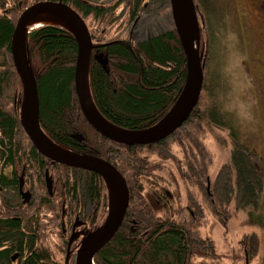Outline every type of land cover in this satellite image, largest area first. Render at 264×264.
<instances>
[{"label": "trees", "instance_id": "trees-1", "mask_svg": "<svg viewBox=\"0 0 264 264\" xmlns=\"http://www.w3.org/2000/svg\"><path fill=\"white\" fill-rule=\"evenodd\" d=\"M45 1L63 2L85 21L92 22L87 25L94 45L89 88L96 108L113 125L136 131L154 126L174 105L186 78L185 56L174 29L143 41L108 38V28L118 22L115 15L118 5L110 14V10L80 0H0V264H11L13 253L19 254L15 264H63L69 241H75L70 244L72 249L82 236L102 225L107 213L102 179L94 173L46 160L33 148L20 124L21 86L10 55L11 36L22 11ZM139 1L125 2L127 22L138 12ZM99 27L106 31H98ZM202 38V47L209 53L217 37L206 30ZM25 49L37 88L42 129L56 143L113 165L125 179L130 204L134 205L132 210L148 212V221L152 222L154 216L144 205L141 193L143 180L153 171L151 159L159 153L156 150L169 153L181 138L185 139L191 150H186L181 162L185 168L181 179L193 186L196 178L201 183L205 178L202 162L207 152L201 137L214 130L227 131L236 143L232 122L217 107L215 90L205 78L196 108L174 134L153 145L114 143L95 132L80 111L74 93L77 43L73 35L56 26H42L26 36ZM95 54L106 59V65L94 59ZM236 160L232 153L233 167L239 173L245 168L247 173L255 174L249 161L245 164ZM5 168H10L9 178L4 175ZM22 168L32 194L26 205L6 199L7 192L16 197L17 176ZM46 170L52 178L51 196L44 184ZM168 210H175V216L168 214ZM168 210L158 216L147 238L134 240L121 226L97 253L95 262L188 264V260L226 258L217 252L213 240L201 236L204 220L190 217L181 206ZM172 218L173 224L168 222Z\"/></svg>", "mask_w": 264, "mask_h": 264}, {"label": "rangeland", "instance_id": "rangeland-1", "mask_svg": "<svg viewBox=\"0 0 264 264\" xmlns=\"http://www.w3.org/2000/svg\"><path fill=\"white\" fill-rule=\"evenodd\" d=\"M80 1L110 10V14L118 5L115 11L118 22L108 28V38L125 40L131 36L136 41H143L173 29L169 0H141L138 12L129 22L125 2L132 0ZM208 1L203 6L209 10L212 30L215 28L219 35L212 42L213 48L204 54L205 82L215 90L217 107L231 120L233 135L237 138V142L233 143L227 131L221 130L201 137L207 152L202 162L203 172L211 184V192L218 194L222 204L221 201L216 203L218 214L215 212L216 206H213L214 212L210 214L202 198L205 194L204 181L201 183L196 178L191 186L181 179L185 170L181 162L189 149L185 145L187 141L182 138L169 153L156 150L159 153L151 159L153 171L150 177L143 180L144 190L141 194L150 202L154 189L160 193L167 190L174 199V208L186 207L187 202L201 207L206 215L201 236L213 240L217 252L226 256L219 264H263L264 229L258 227L261 226L260 222H264V181H253L257 179L253 176L248 177V185L241 181L240 177H243L246 169L240 173L235 170L232 153L239 163L246 164L245 154L238 146L250 147L256 153L264 148V34L252 22L236 15L234 0ZM216 17H220L221 25ZM90 23L86 20L87 25ZM97 30L102 33L106 31L101 27ZM199 34L200 29L197 30L196 41L200 44V52H205L206 47H202L204 43L199 41ZM253 58L259 59L254 61ZM204 96L208 101L207 94L204 93ZM253 162L255 159L251 156L248 163ZM261 163L264 166L263 160ZM191 262L215 264V261L208 260Z\"/></svg>", "mask_w": 264, "mask_h": 264}, {"label": "water", "instance_id": "water-1", "mask_svg": "<svg viewBox=\"0 0 264 264\" xmlns=\"http://www.w3.org/2000/svg\"><path fill=\"white\" fill-rule=\"evenodd\" d=\"M171 16L175 32L185 56L186 78L182 91L173 107L155 126L144 130H126L106 121L97 111L89 90L88 73L90 50L92 48L87 27L82 18L68 5L61 2H39L25 9L19 16L10 42V51L16 73L23 88L22 127L35 149L52 163L80 169L98 175L112 192L116 211L103 230L82 241L76 253L75 264H90L93 256L118 231L129 202V192L122 175L108 162L85 156L67 153L52 144L42 133L39 122V103L36 84L25 55V36L29 31L28 23L33 16L43 12H52L67 22L70 32L77 43V54L74 67V92L87 123L104 138L126 146H146L160 142L172 135L189 117L196 107L203 83L202 64L199 56V44L192 41L186 27V10L189 8L193 19L194 31L197 34V23L192 0H170ZM95 59H100L99 55ZM102 66L106 60H99ZM23 173L19 179V192L24 203L30 199L29 193H23ZM48 193L51 192V180L45 177Z\"/></svg>", "mask_w": 264, "mask_h": 264}, {"label": "flooded vegetation", "instance_id": "flooded-vegetation-1", "mask_svg": "<svg viewBox=\"0 0 264 264\" xmlns=\"http://www.w3.org/2000/svg\"><path fill=\"white\" fill-rule=\"evenodd\" d=\"M206 1L207 0H193L194 6L196 9V13H197V16H196L197 17V23H199V26H201V29H202L201 35H202V32H206V29H207V31L212 32V34L214 36H218L212 30V24L210 22L211 17H210L209 12H208L209 10H207L203 6ZM210 1L211 0H209L208 2H210ZM234 3L236 6V10H237L236 15L242 19H247L250 22H252L258 28V30L261 31L262 34H264V0H234ZM200 8H201V11H199ZM217 21L221 25L220 17L217 18ZM220 29H221V26H220ZM258 59L259 58H257V59L253 58L254 61L255 60L257 61ZM255 69H256V67H255ZM236 142H237V140H236ZM239 148H241V150L245 154L244 157L247 160H249L251 158V156L255 159V162L251 163V165L256 170L255 174H252V172L247 173V171H246V173H244L243 177H240L241 181H244L247 184L248 180H249L248 177L253 176V177L257 178L256 180L253 179V181L258 180V182L263 183V181H264V166H262L261 160H263V164H264V148L259 150L257 153L252 151V149L250 147L248 149L247 146H239ZM252 152H254V153L252 154ZM247 160H246V162H247ZM259 163H260V166H259ZM236 171H238V170H236ZM6 173H8V175L11 176L10 168H7ZM245 174H246V176H245ZM237 181H239V179H237ZM204 183H205V194H204V197H202V198L204 199V204L207 205V207H208V212L211 214L214 212L213 206H216V203H218V201H221L220 204H222V200L219 198L217 193L215 195L214 193L211 192V190H210L211 184L209 183V180L207 178H204ZM238 185H239V183L237 182V186ZM250 185H251V183H250ZM141 197L144 200V205L146 207L150 208V211H151L150 213L154 216V220H153L154 223H153V221L151 222V221L147 220L148 219V216H147L148 212H143L142 210L137 212L135 210H132V208L134 207L133 204L129 205V209H131V210L127 211L125 218L122 222V226H124L126 229L125 230L123 228V231H125L127 234H129L134 240L149 237L151 230L154 228L155 221L157 222V219L159 218L158 216H161L169 208H171V207L174 208V199L171 195L158 194V193L154 192V195H152V197H150L152 199V200H150V202L144 196H141ZM182 209L186 210L190 217H192V218L199 217L200 219L206 221V215L203 213V209L201 207H198V205H196L195 203L187 202L186 207H182ZM168 211H170V210H168ZM215 212L218 214L217 206H216ZM169 213L171 216H175V214H174L175 210L168 212V214ZM140 215H142V216H140ZM215 219H217V218H215ZM168 222L173 224L174 219L172 218L171 220H168ZM260 224L262 227L259 226L258 228L264 229V222H260ZM76 238H79V237L76 236ZM79 245H80L79 242L75 243L74 245H72V247H73L72 249L70 246V249H68L65 260H63V264H72L73 263V259H74V256L76 255V251H77ZM163 261L164 260L162 259V262ZM167 261L169 263L172 262L170 260H167ZM201 261L206 262L207 260H201ZM208 261H211V262L215 261V264H219L221 259L220 260H208ZM188 264H192V262H190L188 260ZM263 264H264V261H263Z\"/></svg>", "mask_w": 264, "mask_h": 264}, {"label": "bare ground", "instance_id": "bare-ground-1", "mask_svg": "<svg viewBox=\"0 0 264 264\" xmlns=\"http://www.w3.org/2000/svg\"><path fill=\"white\" fill-rule=\"evenodd\" d=\"M195 19H196V23H197L196 15H195ZM40 25H55V26L63 27L67 30L70 29L69 25L67 24V22L65 20H63L59 15L52 13V12H43V13L36 14L29 21L28 28L32 27V26H40ZM186 27H187L188 34H189V37L191 38V40L192 41L196 40V33H195L194 27H193V19H192V16L190 14L189 8H187V10H186ZM197 30H198V28H197ZM109 198H110L109 199L110 209H109L108 218L111 219L113 217V215L115 214V211H116V202H115V198H114L111 191L109 194Z\"/></svg>", "mask_w": 264, "mask_h": 264}]
</instances>
